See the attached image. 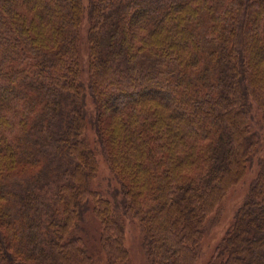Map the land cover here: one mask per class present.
Wrapping results in <instances>:
<instances>
[{"label": "trees", "instance_id": "1", "mask_svg": "<svg viewBox=\"0 0 264 264\" xmlns=\"http://www.w3.org/2000/svg\"><path fill=\"white\" fill-rule=\"evenodd\" d=\"M253 169L210 264H264V0H0V264H99L90 211L104 264L131 262L125 218L151 264H196Z\"/></svg>", "mask_w": 264, "mask_h": 264}, {"label": "rangeland", "instance_id": "2", "mask_svg": "<svg viewBox=\"0 0 264 264\" xmlns=\"http://www.w3.org/2000/svg\"><path fill=\"white\" fill-rule=\"evenodd\" d=\"M87 33L88 25L85 23L82 26L81 38V63L83 68V78L85 81H88L89 59ZM90 106H92V102L89 99V107ZM87 136L91 145L97 151V157L99 160L98 176L93 181L92 186L97 190H101L105 195L111 196L112 190L119 185V182L104 157L103 151L97 142L94 129L89 127ZM255 172V169L250 170L243 180L231 187L219 207L208 217L207 222H205L207 232L204 235L205 237L200 247L201 255L196 264H210V261L213 259L216 252V246L220 244L224 234L232 224L236 209L240 206L244 197L248 193L249 185L256 174ZM83 226L85 231L81 232V235L84 236L90 250L99 259V264H104L105 254L102 252L99 240L101 224L94 212L90 211L87 213ZM125 226L126 245L131 254L130 264H151L143 246V231L139 223L134 219L125 218Z\"/></svg>", "mask_w": 264, "mask_h": 264}]
</instances>
